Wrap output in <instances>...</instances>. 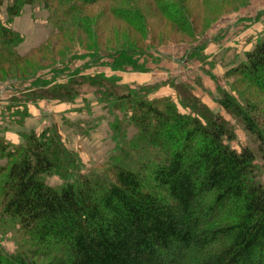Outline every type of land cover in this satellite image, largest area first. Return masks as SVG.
<instances>
[{
  "label": "trees",
  "instance_id": "16d2710c",
  "mask_svg": "<svg viewBox=\"0 0 264 264\" xmlns=\"http://www.w3.org/2000/svg\"><path fill=\"white\" fill-rule=\"evenodd\" d=\"M120 1L128 9L120 7ZM120 1L0 0V12L6 14V21L0 20V74L14 75L5 70L26 66L35 55L44 62L45 57H57L48 40L26 54L18 51L22 38L8 25L25 7L49 11L56 30L49 41L72 28L87 32V9L103 2H113L112 16L145 33L137 6ZM152 2L164 19L193 36L186 0ZM149 55L127 47L95 51L90 57L93 64L108 59L105 65L114 71L142 72ZM57 64L50 66L54 78L66 75L55 69ZM39 71L22 76L33 77ZM76 72L65 82L37 79L27 91L28 100L73 103L81 87L94 89L96 101L109 116L115 144L111 159L100 170L84 169L56 125L39 134L19 130L18 145L1 134L2 215L20 226L33 250L18 255L0 252V264H264V127L252 111L228 93L218 100L256 136L261 165L248 146L240 151L231 146V124L193 99L183 84L172 85L177 99L150 98L163 84L132 90L103 74ZM231 74L264 90V35L245 60L229 70ZM15 113L17 120L12 121L23 127L27 108ZM51 175L59 178L58 185L44 180ZM41 257L47 260L39 263Z\"/></svg>",
  "mask_w": 264,
  "mask_h": 264
},
{
  "label": "rangeland",
  "instance_id": "374dc122",
  "mask_svg": "<svg viewBox=\"0 0 264 264\" xmlns=\"http://www.w3.org/2000/svg\"><path fill=\"white\" fill-rule=\"evenodd\" d=\"M129 1L137 6L145 20L146 32L142 35L131 29L120 17L118 19V16L110 14L111 6L115 5L113 2L98 3L87 9L85 16L90 21L87 23L88 34L72 28L67 34L50 41L49 37L56 30L49 21V11L43 7L27 6L12 20L8 26L22 38V43L17 47L21 54L48 40L57 57L54 60L45 57L47 61L44 62L40 55H35L28 65L5 70L14 75L0 74V93L7 98L5 101L9 108L7 125L17 120L14 116L16 107L19 112H23L28 104L35 103L29 102L27 91L37 79L65 82L68 80L66 76L77 71L79 76L103 74L107 78L117 79L120 85L128 89L136 90L148 86L142 83L151 80V76L156 74L161 81L159 84L170 87L183 84L189 88L188 94L193 99L214 114L224 117L235 132L231 146L237 151L248 146L256 154L257 164L261 165L256 136L246 129L239 117L225 111L218 100L222 94L228 93L247 111H252L253 117H257L264 127V90L244 83L238 74L228 75L229 70L243 62L246 52L251 51L264 35V0H186L189 20L195 26L193 36L184 34L174 22L164 19L153 6L152 0ZM118 3H121L120 7L128 9L125 1L124 4L122 1ZM105 8L108 12L104 11ZM0 20L6 21L5 11L0 12ZM127 47L150 53L146 58L145 71H114L105 65L108 59L92 63L90 56L95 51L108 52ZM55 63H58L55 69L66 75L54 78L50 66ZM39 69L41 71L33 77L22 76L26 71ZM80 90L81 95L73 103L77 102L81 106V113L68 115L65 111H55L52 106L71 103L43 99L40 101L44 103L40 106V113L36 117L28 119L29 114L25 118L28 119L26 128L13 122L17 124L15 127L18 130L33 127L39 133L43 126L56 125L68 149L76 151L81 157L84 169L100 170L111 159L115 146L110 138L109 116L96 101L98 95L94 94V89L84 85ZM154 93H150V98L155 96ZM196 108L205 114L198 105ZM44 180L51 186L60 183L59 178L53 175L45 176ZM32 250L33 246L20 226L4 217L0 206V252L18 255ZM44 260L47 259L41 257L38 262Z\"/></svg>",
  "mask_w": 264,
  "mask_h": 264
},
{
  "label": "crops",
  "instance_id": "0c3cea01",
  "mask_svg": "<svg viewBox=\"0 0 264 264\" xmlns=\"http://www.w3.org/2000/svg\"><path fill=\"white\" fill-rule=\"evenodd\" d=\"M151 77H152L151 80L147 79L142 84H144V85H156L157 83L159 84V82H161L160 78H158L156 74L152 75ZM154 95H155L154 97L171 96L174 99H177L176 90L170 86H165V85H161V87H159V89L154 93ZM5 100H7V98H5V96H3L0 93V135L2 134L7 139V141L12 143L13 145H18L21 143L22 138L19 134V130L16 129V127H15V125H17V124H15L12 121V122H10V124L13 125L14 127H12L11 125H7L8 117H6V116H7V112H9V108H8V106H6L8 103H6ZM43 104L44 103L40 102V101L35 102L33 104L32 103L28 104L27 110L30 114V117L28 119H30L31 117H36L41 111L40 106H42ZM80 107L81 106H79V104H77V102L71 103L68 105L63 104V105H56L54 107L52 106V108L55 111H63V112L65 111V114H68V115L81 113L82 110ZM15 109L18 110L19 108L16 107ZM28 119H26L24 122L25 128L27 127L26 124H27ZM5 126H7L8 128H6ZM44 128H45V126H43L41 129H44ZM1 129H4L3 133H1ZM24 130H26V129H24ZM29 130H34L37 133H39V130L33 129V127L30 128ZM26 131H28V130H26Z\"/></svg>",
  "mask_w": 264,
  "mask_h": 264
}]
</instances>
